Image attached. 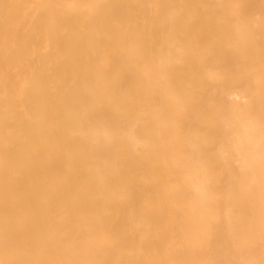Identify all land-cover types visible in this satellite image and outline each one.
Listing matches in <instances>:
<instances>
[{"label":"bare ground","instance_id":"obj_1","mask_svg":"<svg viewBox=\"0 0 264 264\" xmlns=\"http://www.w3.org/2000/svg\"><path fill=\"white\" fill-rule=\"evenodd\" d=\"M0 264H264V0H0Z\"/></svg>","mask_w":264,"mask_h":264}]
</instances>
